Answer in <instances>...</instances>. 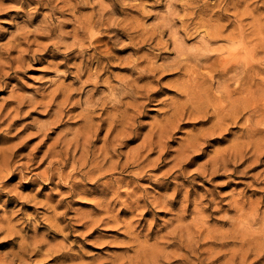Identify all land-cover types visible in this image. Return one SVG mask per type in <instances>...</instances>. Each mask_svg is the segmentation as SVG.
I'll use <instances>...</instances> for the list:
<instances>
[{"label":"rangeland","instance_id":"374dc122","mask_svg":"<svg viewBox=\"0 0 264 264\" xmlns=\"http://www.w3.org/2000/svg\"><path fill=\"white\" fill-rule=\"evenodd\" d=\"M235 2L0 0V264L145 263L177 224L203 243V264H220L209 233L240 217L261 226L264 134L245 118L211 134L205 109L235 74L212 78L220 62L243 44L264 59L263 0Z\"/></svg>","mask_w":264,"mask_h":264},{"label":"bare ground","instance_id":"6f19581e","mask_svg":"<svg viewBox=\"0 0 264 264\" xmlns=\"http://www.w3.org/2000/svg\"><path fill=\"white\" fill-rule=\"evenodd\" d=\"M240 2L241 0H237V3L235 2V4L232 6L236 7V5ZM230 3L231 2L228 3V6L230 5ZM228 6L225 7V10L229 8ZM259 7L260 6H257V8ZM223 14L226 15L225 12ZM259 16H261V12L259 13L258 16L255 17L256 20H258V24H256L257 26L256 35H259V34L262 35L264 33V30H263L264 21L262 22L261 21L262 16L261 17ZM239 25L241 27L239 35L240 37L243 38V40H245L246 37H248V33H246L245 29H243L242 27L243 24L241 25L239 23ZM96 26L99 27L100 29H103L102 28L103 26L104 31L108 29L107 26H104L102 18L96 21V23H94L90 27L91 28L90 32L93 37V40L90 38L91 44H93L96 41L101 42L104 37L103 35L95 34L96 32L94 28H96ZM219 31L220 29L218 30V32ZM218 35H220V33ZM218 35L216 34V36ZM262 40H264V38H262ZM247 45L243 44V46L241 47L238 46L240 48L239 50L240 53H237L232 58H229V59H226L220 62V64L217 66L218 68L216 69V72L214 71L215 73L212 74V78H214L217 74L222 75L223 73H227L230 71L235 72V74L230 78L232 83L226 82L225 84H223V86H221L219 89V93L214 95L216 98L215 100L212 98H210V100H207V104L205 108L206 114L210 113L211 114L210 117L211 116L215 117V120L211 126V128L213 129L211 134H215L218 131L221 133L222 129L226 128L228 120H231L229 121L230 123L237 125L240 122V120H242L243 118L245 119L243 121L244 127L242 128L246 129L251 134H255V135L261 134V133L264 134V75L261 76L260 78L254 75L256 72L257 66H259L260 73H264V59L257 60L256 58H254L256 53L260 51L261 49L259 48V46H247ZM83 52H86V50H84ZM180 63H179V66H180ZM193 77L191 76V78ZM189 81L191 85V79ZM186 87H187V84L185 88ZM188 88L189 87H187V89ZM187 93L189 94L188 91ZM187 98H188V101H190L192 104L196 106L195 103H197L198 100H194V98L190 96ZM187 106H188L187 101L182 102L181 104H177L175 107H173L174 108L173 115L177 114L176 116H178V115L184 114L186 112L185 110H187ZM208 106H212V110H210ZM195 108H197V106ZM199 109H200L199 111H204V107H201ZM88 117H89V114H88ZM100 121L103 122V120H100ZM86 127L90 128V131L92 132L94 131L93 134H95L98 129L102 128V124L99 122L95 123L93 122L92 119L88 118V121L86 120ZM83 152L86 156H89L90 150L89 149L83 150ZM89 157H87L88 161L90 159ZM258 158L259 156L256 159ZM138 160L139 158H137L131 163L127 162L126 164L122 165V168L125 169L127 166L136 164ZM92 163L93 165H95V168L99 166L98 163L94 161H92ZM224 165H225V162H224ZM216 169H218V167H216L215 170ZM3 170H4V167L0 168V173ZM89 172H92V171L89 170ZM96 178L97 177H95V179ZM179 190H180L179 188L175 187L173 193L170 194V196H167L163 201L158 200L159 203H161L164 207H166L167 205L174 206L177 203L176 197L179 194H181ZM236 204L239 205L240 208L242 207V205H244L243 202H236ZM146 205H149V203H146ZM181 208L182 209L180 213L177 214V219H180V220L183 218L184 211H186L187 209L186 205L184 204L181 206ZM256 221L257 220H251L248 218L241 219L240 217L239 220H236V222L231 223L232 227L230 229L223 230V231L213 230L211 233L208 234L206 238L213 239V240H210V244H211L210 247H212V245H217V247H219L218 252L221 253V257L222 256L225 257V260L221 262L220 264H256L257 262H263L264 264V221L261 223L260 227H255L254 225L257 224ZM181 228H182L181 225L177 224L171 230H169L166 234H160L158 231L155 235V239H158V237L166 239V242L164 243L165 245L162 248V252H154L152 257L149 259V261H146L145 263H139V264H160L159 263L160 259H162L165 262V264H170L171 260L172 262L173 261L178 262V264H203L204 262V259H203L204 257L202 258V254L204 251V249L202 248L203 243L201 242V240H197L196 242H193L192 238L194 237H190V238L185 237L184 233H182L181 231L182 230ZM198 232L199 234L202 233L201 230H199ZM157 243L158 241L156 240V244ZM168 247H171V248L167 250ZM252 252H254L253 254L255 256L253 259L249 260V257Z\"/></svg>","mask_w":264,"mask_h":264}]
</instances>
